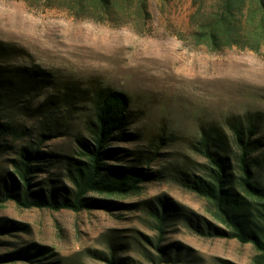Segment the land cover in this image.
Instances as JSON below:
<instances>
[{"label":"rangeland","instance_id":"obj_1","mask_svg":"<svg viewBox=\"0 0 264 264\" xmlns=\"http://www.w3.org/2000/svg\"><path fill=\"white\" fill-rule=\"evenodd\" d=\"M148 5L149 30L137 33L129 26L77 18L60 9L29 7L23 0H0V40L23 49L16 62L37 65L47 74L40 88L29 90L33 96L24 94L12 110L20 124L32 128L31 136L15 142L7 138L6 143L14 147L34 141L42 121H51L53 132L40 149L71 154L75 136H86L92 114L89 94L96 87H108L127 98L125 131L131 134L112 143L122 162H108L125 165L152 157L138 165L161 170L160 177L142 181L137 192L107 197L120 203L119 208L76 211L2 202L0 218L12 226L0 233V254L29 244L30 251L42 252L0 264H108L111 251L127 258L126 264L251 261L255 250L250 243L197 230L199 221L203 226L220 224L206 200L176 176L199 172L198 163L205 158L193 143L210 125L228 134L229 121L239 117L243 125L254 123L255 138H264V57L249 49L208 51L192 44L187 28L190 0H148ZM63 97L65 103L59 100ZM48 98L57 102L36 113L33 109ZM26 102L30 112L21 113L19 106ZM12 156L2 149L0 171L9 169ZM63 171L60 164H50L35 182L48 178L69 186ZM161 201L173 211L158 232L149 209ZM156 245L165 246L167 254Z\"/></svg>","mask_w":264,"mask_h":264},{"label":"trees","instance_id":"obj_2","mask_svg":"<svg viewBox=\"0 0 264 264\" xmlns=\"http://www.w3.org/2000/svg\"><path fill=\"white\" fill-rule=\"evenodd\" d=\"M23 1L29 7L55 8L77 18L129 26L137 33L149 30L151 21L148 0ZM187 28L190 42L208 51L237 47L264 57V0H190ZM23 54V49L0 40V152L2 149L13 152L8 160L9 169L0 171V205L14 200L25 207L76 211L87 207L119 208L120 203L107 197L135 193L145 179L161 176V170L150 171L138 165L147 163L152 157L143 162L126 161L125 165L108 162L113 159L122 162L117 156L118 147L112 143L131 136L125 131L127 98L124 93L108 87H96L89 94L92 114L87 121L86 136H75L71 154L60 155L40 149L43 139L53 132L51 121H42L34 141L29 139L14 147L7 144V138L15 142L31 136L32 128L20 124L12 110L24 94L33 96L29 90L40 88L47 79L45 70L37 65L16 62ZM59 100L66 102L65 97ZM54 102L57 101L48 98L33 110L41 113L43 107L49 108ZM27 103L19 106L21 113L30 112ZM239 119L233 117L229 121L228 134L215 125L202 129L193 145L203 154L205 162L198 163L199 172H179L176 180L204 198L210 214L220 224L205 222L203 226L199 221L197 230L250 243L255 253L248 264H264V138H255L254 123L249 121L243 125ZM156 153L152 151V155ZM53 163L60 164L69 186L58 185L48 178L35 182L36 175ZM172 211L164 201L160 205L153 202L149 214L158 232H162ZM2 220L0 218V233L12 226ZM30 248L29 244L2 253L0 261L34 258L42 252L38 248L30 251ZM156 248L162 255L167 254L165 246L156 245ZM115 254L111 251L106 257L108 264L127 263V258Z\"/></svg>","mask_w":264,"mask_h":264}]
</instances>
